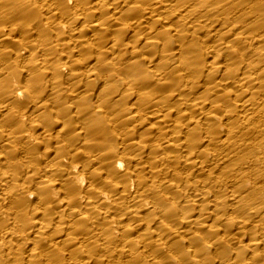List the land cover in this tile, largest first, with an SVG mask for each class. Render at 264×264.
Here are the masks:
<instances>
[{
	"label": "bare ground",
	"instance_id": "bare-ground-1",
	"mask_svg": "<svg viewBox=\"0 0 264 264\" xmlns=\"http://www.w3.org/2000/svg\"><path fill=\"white\" fill-rule=\"evenodd\" d=\"M0 264H264V0H0Z\"/></svg>",
	"mask_w": 264,
	"mask_h": 264
}]
</instances>
